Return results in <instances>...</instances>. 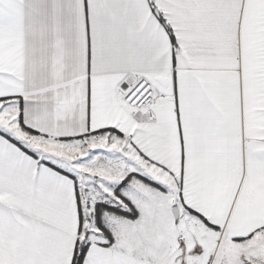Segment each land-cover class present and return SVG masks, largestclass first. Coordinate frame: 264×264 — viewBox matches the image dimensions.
<instances>
[{
    "label": "snow or ice",
    "instance_id": "6c2138e0",
    "mask_svg": "<svg viewBox=\"0 0 264 264\" xmlns=\"http://www.w3.org/2000/svg\"><path fill=\"white\" fill-rule=\"evenodd\" d=\"M0 264H264V0H0Z\"/></svg>",
    "mask_w": 264,
    "mask_h": 264
}]
</instances>
